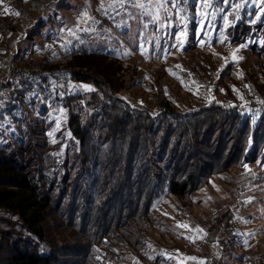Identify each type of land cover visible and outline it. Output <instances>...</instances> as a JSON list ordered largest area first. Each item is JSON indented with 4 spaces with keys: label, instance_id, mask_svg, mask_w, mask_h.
<instances>
[{
    "label": "rangeland",
    "instance_id": "obj_1",
    "mask_svg": "<svg viewBox=\"0 0 264 264\" xmlns=\"http://www.w3.org/2000/svg\"><path fill=\"white\" fill-rule=\"evenodd\" d=\"M218 1L204 0L202 6L201 0H176L175 6L160 9V20L154 21L127 3L104 14L98 11L101 0H0V64L11 60L13 72L36 74L42 83L56 81L53 91L28 85L22 90H29L24 103L17 102L12 114L7 113L11 99L3 100L1 138L24 148L25 158L33 157L38 177L59 184L68 175L79 143L68 125L65 99L77 93L89 96L95 89L70 79L75 70L70 64L87 51L115 62L124 83L119 97L131 108L154 116L164 111L196 115L217 103L237 107L257 121L264 111V0ZM141 2L157 11L155 0ZM84 10L92 19L81 22ZM229 65L235 82L221 77ZM151 141L158 143L155 134ZM156 166L160 188L165 174ZM152 211L161 225L150 233L146 251L128 253L121 264H264L260 161L213 175L200 191L182 198L161 189ZM0 229H5L2 224ZM223 241L232 242L230 254L222 253Z\"/></svg>",
    "mask_w": 264,
    "mask_h": 264
},
{
    "label": "trees",
    "instance_id": "obj_2",
    "mask_svg": "<svg viewBox=\"0 0 264 264\" xmlns=\"http://www.w3.org/2000/svg\"><path fill=\"white\" fill-rule=\"evenodd\" d=\"M79 54L69 78L95 89L66 96L68 125L79 145L59 184L38 177V163L24 157V148L10 146L0 130V264H121L128 253L146 251L150 233L161 225L152 211L161 189L182 198L213 175L247 162L264 164V111L254 121L237 107L212 103L196 115L154 116L119 97L124 83L110 57ZM221 77L237 80L232 65ZM28 91L12 89L8 114ZM156 164L165 174L160 188ZM221 245L222 253L232 252V242Z\"/></svg>",
    "mask_w": 264,
    "mask_h": 264
},
{
    "label": "built area",
    "instance_id": "obj_3",
    "mask_svg": "<svg viewBox=\"0 0 264 264\" xmlns=\"http://www.w3.org/2000/svg\"><path fill=\"white\" fill-rule=\"evenodd\" d=\"M17 43L15 44V50H17ZM10 52H13L10 50ZM11 60L4 64H0V113L5 112V101L8 99L13 88L24 90L28 85H32L36 88H44L48 91L55 90L56 81H50L49 83H42L36 74L32 75L25 71L19 70L13 72V68L10 64ZM50 79H54L51 78ZM60 84L64 87L67 85L63 79H60Z\"/></svg>",
    "mask_w": 264,
    "mask_h": 264
},
{
    "label": "snow or ice",
    "instance_id": "obj_4",
    "mask_svg": "<svg viewBox=\"0 0 264 264\" xmlns=\"http://www.w3.org/2000/svg\"><path fill=\"white\" fill-rule=\"evenodd\" d=\"M25 2H27V0H25ZM181 2H186V0H181ZM131 4L132 7H135V8H140V9H143L145 10L144 12H142V15L144 14H147V15H150L151 18L154 20V21H159L160 20V16H159V10L160 9H166L168 4L171 3L173 6H175L176 4V0H155V3L152 5L153 8H155L157 11L156 12H151V11H148V5H146L145 3H142L141 0H112V3H106V0H101L100 2V7L98 8V11H102L104 14H107V12L110 10V9H113L115 8L116 6H123L124 4ZM221 3L223 4H230L231 3V0H221ZM201 4L202 6H206L204 4V0H201ZM236 7L238 8L239 5H236ZM5 11L7 12L8 9H5ZM16 16H19L20 13L19 12H15L14 13ZM85 19H92L91 17L88 16V12L87 10H84L82 12V15H81V22H83V20ZM225 20L227 22V19L225 17ZM93 23H95V21L93 20ZM163 26V25H162ZM69 35H74V32L72 30H69L68 32ZM223 42V41H221ZM237 51H239V49H237ZM232 56L233 58L235 59L236 58V53L233 52L232 53ZM239 59H243L242 57H240ZM172 74V73H170ZM174 75V74H173ZM187 87V86H186ZM245 87H249V85H246ZM89 91H91L92 89H88ZM233 91H237L235 88H233ZM196 94V93H194ZM241 99H243V97H240ZM142 103V102H141ZM260 103H264V101H260ZM60 127L59 123L57 124V129ZM49 135H53L52 133H50ZM55 142V141H53ZM166 215V214H165ZM178 227H184V228H187L188 226L187 225H178ZM195 231H198V232H203V229H195ZM248 235H251V234H248ZM188 239L191 241V242H195V239L192 238V237H188ZM245 244H247V241H244ZM192 259H195V258H192ZM201 264H203V262H201Z\"/></svg>",
    "mask_w": 264,
    "mask_h": 264
}]
</instances>
